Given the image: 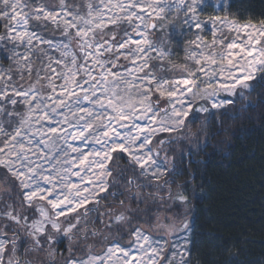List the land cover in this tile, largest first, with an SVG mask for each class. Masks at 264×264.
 I'll use <instances>...</instances> for the list:
<instances>
[{
    "label": "snow or ice",
    "instance_id": "1",
    "mask_svg": "<svg viewBox=\"0 0 264 264\" xmlns=\"http://www.w3.org/2000/svg\"><path fill=\"white\" fill-rule=\"evenodd\" d=\"M208 8L224 5L220 0H84L83 5L0 0V49L11 62L0 67V264H189L187 236L169 252L168 240H154L140 227L132 231L128 246L114 242L103 255L86 259L74 253L71 243L67 256L58 245L77 236L87 241L89 233L102 235L90 225L97 220L104 228L127 224L128 213L136 212L150 215L169 238L190 231L187 218L164 217L169 222L161 224L159 208L153 211L165 203L161 190L171 202L168 209L178 203L185 213L187 188L196 192L191 179L176 182L183 169L167 152L158 162L161 149L186 140L182 158L190 169L196 155L218 147L212 137L229 132L219 120L216 132L207 131L210 120L192 132L191 125L200 120L197 113L209 111L195 107L196 102L211 100L213 109L235 105L233 99H220L221 93L246 101L252 82L264 74V20L239 22L219 14L201 20ZM181 13L182 22L174 23ZM208 23L210 42L201 34ZM41 29L59 32L62 39L47 38ZM178 29L198 31L185 62L175 64L166 45ZM121 59L128 64L120 65ZM118 65L123 72L112 70ZM157 70L184 75L169 79ZM14 75L32 83L18 85ZM259 79L264 83V76ZM161 100L166 106H160ZM249 107L254 106L245 104L225 115L235 120ZM172 133L178 135L162 136ZM121 155L127 157V168L113 163ZM14 188L19 195L12 203ZM101 200L118 201L119 208L107 207L93 219Z\"/></svg>",
    "mask_w": 264,
    "mask_h": 264
},
{
    "label": "trees",
    "instance_id": "2",
    "mask_svg": "<svg viewBox=\"0 0 264 264\" xmlns=\"http://www.w3.org/2000/svg\"><path fill=\"white\" fill-rule=\"evenodd\" d=\"M48 2L52 4L57 0ZM225 11L228 16L240 22L258 23L264 20V0H230ZM40 31L44 35H49L50 32L43 29ZM2 32L3 28L0 27V33ZM0 50L1 60L10 66L11 62L5 57L3 50ZM259 76L253 81L255 87L248 94L246 101L234 97L235 105L207 113H197L200 120L191 125L192 132H198L203 127L201 121L205 120L211 121L207 128L209 134L218 130L217 120L222 121L229 132L212 137L211 143L218 147H209L207 153L200 152L196 155L190 169L188 160L182 158V151L188 146L186 140H174L161 149L162 162L163 154L167 152L168 156L183 169V175L175 177L176 182L184 184L191 179V184L196 189L195 195L191 187L186 190L190 200L187 213L184 206L178 203H172L168 209L171 202L167 200L164 190H161L160 195L165 198V203L153 207L154 212L159 208L160 216L171 215L180 220L191 218L189 264H264V83L260 82ZM14 78L18 79L15 75ZM249 103L254 107L241 112L237 119L231 120L225 115L227 111L239 109ZM170 135L176 137L178 134ZM162 136L165 139L169 137L168 134ZM196 161L203 163L197 164ZM113 163H118L120 168L128 167L125 155H121L118 161L114 159ZM189 172L193 173L191 178ZM116 175L114 172L113 176ZM159 183L163 184V180ZM172 187L175 191L176 184ZM17 195L19 190L14 188L12 200L9 202L15 203ZM4 198L8 199L7 196ZM131 206L135 208L136 204L133 203ZM98 207L100 213L91 214L93 219L104 214L107 207L118 209L119 204L118 201L110 204L106 200H101ZM128 215L132 217L130 223L114 224L111 228H104L97 220V223L90 227H96L102 235L92 237L89 233L87 241L79 236L74 237L71 242L63 239L58 249L67 256V248L71 243L74 253L83 258L90 253L102 252L113 241L128 244L135 228L141 225L153 226L156 223L150 215L146 217L139 212ZM103 218L107 222V216L104 215ZM87 245L92 246L90 250ZM38 258L43 259L42 256Z\"/></svg>",
    "mask_w": 264,
    "mask_h": 264
},
{
    "label": "rangeland",
    "instance_id": "3",
    "mask_svg": "<svg viewBox=\"0 0 264 264\" xmlns=\"http://www.w3.org/2000/svg\"><path fill=\"white\" fill-rule=\"evenodd\" d=\"M229 1L230 0H220V3L222 5H224V8H222V9H218V10H214L212 8L206 9L205 12H204V14L201 15V17H200L201 20H207V18H208L209 15H217V14H219L221 16L227 15V13H226L225 10L227 9V7L229 5ZM70 2H75V3H78V4L83 5L84 0H70ZM55 3H57V2H55ZM55 3H52V4H55ZM81 10L83 11V7H81ZM229 18L232 19L230 16H229ZM182 20H183V14L181 13L180 16H178L177 18H175L173 22L176 23V24H180L182 22ZM197 31L198 30H196V29H191V30H187V34H185V29H178L176 32H173L172 33L171 37L168 39V44L166 45V47L170 48V50H171L170 56H169V60H171L175 64H180V63H184L185 62L184 61V58L186 56V49H190L192 47V45L189 44V41L195 38V34H196ZM2 33H0V34H2ZM201 34L205 37V39L208 42L211 41L212 36H211V24L210 23L206 24L205 30ZM42 35H44V34L42 33ZM44 36L47 37V38H50V39H62V37L60 36L59 32H56L55 34H53L50 31L49 32V35H46L45 34ZM160 37H161V33H159V32L155 33V37L154 38L159 39ZM117 38L119 39V37H117ZM72 46H73L74 49H76V47H77L75 42H73V45ZM41 47H46V45H41ZM19 50L22 52L23 51V48H21ZM0 52H1V50H0ZM51 55L58 57L59 56V53L58 52H51ZM153 55H155V53H153ZM153 63L155 64L157 62L154 61ZM37 64H39V61H37ZM119 64L120 65H127L128 62L127 61H124L123 59H121V61L119 62ZM0 67H3V68H8L9 67V65H7V63H5V62H3L1 60V57H0ZM163 67L165 69H168L169 68V64H168L167 61L164 62ZM112 70L113 71L119 70V71L123 72L124 71V68L123 67H120L118 65L117 68H113ZM157 75L158 76H166L169 79H173V78H180L184 74L181 73V72H179V71H176V70L163 71V72L157 70ZM34 79H35V74H33V80ZM13 80L14 81H18V79L17 78H14V77H13ZM56 82L58 84L60 83L59 80H57ZM30 83H32V81L31 80H28L27 77L23 81H18V85L19 84H23L25 88H27ZM200 86H201V88L206 87V85L204 83H201ZM219 98L220 99H234V97H229V96H227L224 93H221ZM153 99L155 100V96L153 97ZM211 103H212L211 100H198L196 102V104H195V107L204 106V107H207L209 109V111H211V110H214L211 107ZM85 106H87V105H85ZM160 106H162V107L163 106H166V101L165 100H161L160 101ZM138 122H140V121H138ZM172 134H175V133H172ZM168 135H170V134H168ZM76 143H77V146H79V142H76ZM155 143H156V141L153 140V144H155ZM158 162H162L160 158L158 159ZM73 179L74 180H78L79 178L78 177H73ZM164 217H173V216H171V215H162L161 216V220L159 221V223L166 224V223L169 222ZM176 219H177V221H180V219H178V218H176ZM187 219L189 220V223H190V226H191V218L190 217H187ZM182 220H184V219H182ZM157 223L158 222L156 221V223L153 226L141 225L140 228L143 231H145V234L151 235L152 239H154V240L161 241V242H163L165 240H168V242H169V249H168L169 252L172 251L171 245L173 243H175L177 245L184 244V239H182V237L187 236L188 240L190 241V236H191L190 235V231H191V228H190V231L187 232V233H183L182 232V233H180L178 235H175V236H172L171 238H169L168 236L164 235V230L162 228L156 227ZM132 239H133V237H132ZM132 239H130L128 241V244H126V243H120V242L119 243L121 244L122 247L123 246H128L129 245V242ZM114 242H117V241H113L107 247L112 246V244ZM187 246L189 248L190 243ZM105 249L102 252H100V253H90V254L91 255H103ZM83 258L86 259L87 256L86 257H83Z\"/></svg>",
    "mask_w": 264,
    "mask_h": 264
}]
</instances>
